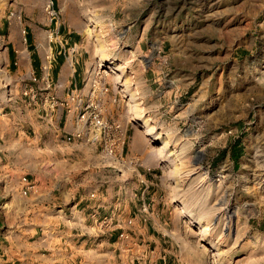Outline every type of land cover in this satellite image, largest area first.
<instances>
[{
    "label": "rangeland",
    "instance_id": "rangeland-1",
    "mask_svg": "<svg viewBox=\"0 0 264 264\" xmlns=\"http://www.w3.org/2000/svg\"><path fill=\"white\" fill-rule=\"evenodd\" d=\"M5 1L15 19L27 9L48 17L50 5L61 27L77 33L75 50L86 72L108 84L116 97L109 107L128 136L118 161L82 145L18 141L15 154L26 168L18 178L67 173L69 184L53 185L61 195L73 184L132 197L145 179L183 264H264V0ZM96 34L118 43L100 49ZM154 57L165 77L149 70ZM18 178L0 200V240L22 245L21 255L8 263L0 255V264H59L58 240L44 230V248L35 235L45 209L21 195ZM60 210L51 216L67 221ZM36 247L48 260L32 262ZM109 252L105 243L81 247L73 264H114Z\"/></svg>",
    "mask_w": 264,
    "mask_h": 264
},
{
    "label": "crops",
    "instance_id": "crops-1",
    "mask_svg": "<svg viewBox=\"0 0 264 264\" xmlns=\"http://www.w3.org/2000/svg\"><path fill=\"white\" fill-rule=\"evenodd\" d=\"M5 2L0 0V200L16 188L18 176L26 170L18 154H15L18 141L25 143L32 139L59 143L47 120L42 119L43 111L39 108L29 109L20 97L24 87L39 89L40 85L32 84L30 79L41 76L43 53H51L55 57L50 81L53 94L58 99H63L69 90L82 87L87 68L83 52L75 50L81 43L80 37L61 27L58 17H47L40 11L31 13L27 9L23 10V17L15 19ZM20 31H24L23 40ZM161 62L160 58L154 57L149 70L156 73L158 69L155 66H161ZM157 73L163 77L166 75L162 71ZM154 78L153 82L156 81ZM55 123L59 128L70 127L65 122L62 109L55 111ZM27 177L32 184L27 196L36 200V210L45 209L44 218L37 219L43 225L34 228L37 241L46 240L44 230L48 232V238L58 240L53 242V249L56 250L55 255L63 257L59 264H73V257L79 248L97 247L102 243L110 247L114 264H118V258L121 264L182 263L175 245L160 225L159 217L164 210L157 206L156 193L148 191L149 181L140 180L142 185H137V194L132 197L125 193L119 195L120 192L112 186L102 191L98 188L86 190L73 184L69 187L67 173H63L59 179L35 173ZM63 182L68 183V186L65 185L67 196L61 195L59 187L53 188L54 184L60 186ZM145 185L148 189H145ZM141 202L149 204L150 217L146 222H142L137 214ZM56 207L61 209L67 221H58L51 216ZM129 221L131 224H128ZM121 229L129 232V240H119ZM42 246L48 248V241H43ZM21 248L22 245L17 243L8 244L0 240V255L7 258L5 263L18 261ZM40 248L36 247L37 253L32 254V262H44L51 256L49 253H39ZM11 252L13 259H8Z\"/></svg>",
    "mask_w": 264,
    "mask_h": 264
},
{
    "label": "built area",
    "instance_id": "built-area-1",
    "mask_svg": "<svg viewBox=\"0 0 264 264\" xmlns=\"http://www.w3.org/2000/svg\"><path fill=\"white\" fill-rule=\"evenodd\" d=\"M50 8V5L46 6L49 16L54 17ZM54 62L55 57L51 53H43L40 62L41 76L30 79L32 84L40 87L37 90L30 86L24 87L20 93L23 104L29 109L39 108L43 111L42 119L47 120V125L54 130L59 143L82 145L98 153L103 160L118 161L128 142L127 127L119 117L114 116L109 107L116 103V97L111 95L108 84L98 75L85 72L82 87L69 90L63 99H58L53 94L50 81ZM57 109L64 111L69 128H59L55 123ZM19 184L21 195L27 196L32 187L27 175L20 177ZM145 189H148L147 185ZM138 214L141 221L146 222L150 217L149 204L143 202ZM129 239V232L121 229L119 240Z\"/></svg>",
    "mask_w": 264,
    "mask_h": 264
},
{
    "label": "bare ground",
    "instance_id": "bare-ground-1",
    "mask_svg": "<svg viewBox=\"0 0 264 264\" xmlns=\"http://www.w3.org/2000/svg\"><path fill=\"white\" fill-rule=\"evenodd\" d=\"M92 41H93V43L94 44H96V46H98L100 49L102 48V49H109V48H111V47H114L118 42H117V40L115 39V38H106V37H104V36H102V35H98V34H96V35H94L93 37H92ZM90 74V73H89ZM92 74V73H91ZM212 104H213V101H210L209 102V106H212ZM208 106V107H209ZM140 114V113H139ZM138 116H140V115H138ZM140 117H142V116H140ZM136 118H137V115H136ZM137 119H139V117L137 118ZM142 119V118H141ZM145 119V118H144ZM146 121V120H145ZM144 121V122H145ZM146 123V122H145ZM153 129V128H152ZM148 130V131H147ZM147 130H144V131H142V134L143 135H145V136H149L150 135V130L149 129H147ZM150 132V133H149ZM163 136V135H162ZM144 137V136H143ZM166 145V144H165ZM158 147V146H157ZM165 147V146H164ZM164 148L163 147H160V148H156V150H155V152L157 153V152H159V150H163ZM178 170V169H177ZM249 209V208H248ZM180 216H182V215H180ZM183 217V216H182ZM197 234H199V233H197Z\"/></svg>",
    "mask_w": 264,
    "mask_h": 264
}]
</instances>
